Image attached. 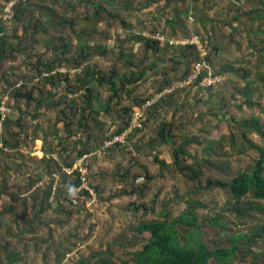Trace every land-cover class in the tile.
<instances>
[{
	"label": "rangeland",
	"instance_id": "rangeland-1",
	"mask_svg": "<svg viewBox=\"0 0 264 264\" xmlns=\"http://www.w3.org/2000/svg\"><path fill=\"white\" fill-rule=\"evenodd\" d=\"M20 1L0 0V24L5 27L0 36L7 38L9 50L8 58L0 57V107L4 102L13 121L9 127L0 124V264H133L132 254L150 236L139 234L136 227L190 210L212 249L239 245L245 250L232 264H264L247 253L248 239L235 244V235H253L264 225V200L248 195L237 201L232 192L215 186L254 172L264 149V137L252 128L254 119L264 124V0H194L191 5L91 0L88 6L82 0H27L33 8L17 20ZM49 6L58 24L67 21L66 26L48 22L47 11L40 7ZM135 34L160 41L159 50L137 43ZM197 36L203 56L209 55L207 66L225 78L217 88L186 83L202 54L176 43ZM87 41L93 48L89 65L107 77L118 72L119 88L120 77L137 79L117 97L109 84L95 82L100 124L92 120V132L71 137L70 151L60 153L62 141L56 136L67 139L72 122L63 112L78 126L77 107H87L78 79L88 64L74 66L89 53ZM66 44L71 47L63 56ZM50 63L70 74V82L63 78L57 86L47 83L40 72H47ZM166 83L163 92L169 93L145 106L142 128L123 146L106 149L102 138L122 125L123 110L136 112L137 100H155ZM17 89L33 93L34 100L18 99ZM74 100L78 105L73 106ZM109 100L111 111L105 112L102 107ZM168 135L174 139L163 143ZM4 139L19 146L2 151ZM81 139H91L98 147L83 163L92 196L78 193L79 200L68 211H59L55 203L36 214L35 190L29 183L41 175L43 159L55 156L65 172L74 170L80 161L74 147ZM180 148L184 152L177 164L174 151ZM69 161H76L73 168ZM191 170L200 175L193 176ZM46 179L37 185L45 188ZM216 218L219 222L214 223ZM252 249L264 252V238Z\"/></svg>",
	"mask_w": 264,
	"mask_h": 264
},
{
	"label": "trees",
	"instance_id": "trees-1",
	"mask_svg": "<svg viewBox=\"0 0 264 264\" xmlns=\"http://www.w3.org/2000/svg\"><path fill=\"white\" fill-rule=\"evenodd\" d=\"M91 0H82V4L90 5ZM115 0H110L109 5H112ZM149 4L154 3L153 0H150ZM129 2V1H128ZM168 4H172L177 2L185 3V1L179 0H166ZM68 3V0H64V4ZM70 5V4H69ZM71 7H74L70 5ZM95 7H100L99 5L93 4ZM36 7V6H35ZM33 8L31 2L27 0H21L20 3L16 4V19L20 20L21 16L29 9ZM43 11H47V20L50 24L57 27L59 26H66L68 23L67 21H62L58 24L57 18L55 15V11L53 7H40ZM130 8V7H129ZM125 7V9H129ZM98 10H96L97 12ZM33 12V11H32ZM254 12V11H253ZM249 12L248 14H250ZM97 18H99V14L95 13ZM252 14V13H251ZM124 23V22H123ZM58 24V25H57ZM39 26V22L38 25ZM5 27L3 24H0V33H3ZM137 43L145 42L147 47H152L155 51L159 50L160 41L142 37V35H134L133 36ZM24 38V37H23ZM23 38L21 39V43L23 42ZM93 38V37H92ZM0 57L8 58V51L7 50V38L4 36H0ZM90 41V40H89ZM87 41V49L89 53H84L81 58L75 61L74 66L77 68H81L84 64H88V66L83 70V72L79 73V90L85 91V97L87 100V107L85 109H81L78 105L77 101H73V106L76 104L77 112L80 117V124H75L73 118H69L66 112L64 111L63 114L67 116L68 119H71L72 122L68 124L67 129L69 133V137L67 139L60 138L59 135L56 136L62 141V144L58 151L61 153L63 150L69 152V146L67 140H70L71 137L77 136L80 132H92L91 129V121H96L97 124H100L99 116L101 115L102 111L97 109L95 105V99L99 100L97 96H95V92L93 90V84L95 82H99L102 85L104 82L110 85L111 90L113 91V97L117 95L118 92L123 90L127 84H131L136 82V77L133 76L132 81L127 79V76L120 77L121 87L119 88L116 83V78L120 75L118 72H113L111 76L107 77L102 74V71L94 69L93 66L89 65V60L92 57L91 50L93 49L90 45V42ZM96 44L93 46L95 47ZM70 45L66 44L63 49V56H66L69 53ZM188 51H199L195 46L187 45L183 48ZM194 49V50H192ZM7 52V53H5ZM5 53V55H4ZM184 53V52H183ZM69 64H72L71 61H68ZM47 72H40V76H46V82L52 83L55 86L62 83V79L64 78L66 82H70V74L64 73L58 70L54 64L50 63L47 68ZM47 74V75H46ZM170 83H166L160 88V91L163 92V88ZM77 85V83H76ZM78 87V86H77ZM77 87H73L76 89ZM73 90V89H71ZM166 95V94H165ZM173 95V92L170 93L169 96ZM118 96V95H117ZM116 96V97H117ZM18 99L21 97L26 99L27 101L34 100L33 93H24L22 89H17L16 96ZM140 101V102H139ZM145 100H137L138 109H141ZM2 103V102H1ZM142 103H144L142 105ZM45 104V100L41 101V105ZM90 109V114L88 111ZM102 110L105 112L111 111V102L110 100L106 102V105L102 107ZM147 111V110H146ZM135 112V111H134ZM82 117H81V115ZM133 110L131 109H124L123 114L120 117L122 121V125L118 127L114 132L110 135H106L103 137L102 135V145L105 141L112 140L114 136L122 134L125 132L129 127L133 116ZM256 123L252 125V128L255 129L262 137H264V124L260 123V120L254 119ZM0 123L5 124V126L9 127L13 124L12 118H6L2 121V115L0 112ZM139 130V129H137ZM135 130V131H137ZM134 132V131H133ZM132 132V133H133ZM92 135V134H91ZM161 136L164 137L165 130L162 129ZM174 138L171 135H168L167 139L163 140V143H169ZM16 140V139H15ZM98 141V140H97ZM93 141L88 140H80L78 141L77 145L74 147L75 153H77L76 159L80 160L85 155H90L94 150H97L96 145L92 143ZM9 139H4L2 151H6L8 149H15L18 147V142H14L10 145ZM68 146V147H67ZM81 146V148H79ZM123 146L122 144H116L114 147ZM112 147V148H114ZM96 148V149H95ZM111 148V149H112ZM109 149V150H111ZM58 152V153H59ZM184 152L183 148L176 149L174 151L175 162L180 164V154ZM44 168L41 171V175H38L36 179H32L30 184V188H34V209L36 214L38 212H47L49 209L48 206H53V204L57 203L59 206V211H68L69 206L74 203V200H79V195H88L92 196L91 192L86 189L82 188L83 182V172L78 169L75 171L73 175H69L65 172L64 167L61 166V163L57 161L55 156H47L44 159ZM76 161H69L67 162V166L73 168L75 166ZM193 176L197 177L200 175L199 172L191 170ZM60 175V179L57 180V176ZM127 174L124 175L126 177ZM48 178L49 183L46 184L45 188H42L39 184L42 179ZM211 184V183H209ZM217 187L221 189H227L232 192L233 197L237 201L243 200L248 195H252L253 197L264 200V149L261 151V156L257 161L256 168L252 173H241L238 177H236L232 182H218L216 183ZM79 195H76L78 194ZM42 196L41 201L39 197ZM13 200H16L15 198ZM38 209V210H37ZM37 216V215H36ZM214 223L219 222V219L216 218L213 221ZM139 234L148 233L150 236L147 239L146 243L144 244L141 250L135 251L132 254L133 264H232L235 257L238 253L245 254V250L239 246L234 245L231 248H215L212 249L203 239L202 230L197 222V215L194 211H187L184 214L178 216L177 218L173 219L170 218L169 215H165L162 220H155V221H148L145 223L140 224L135 229ZM264 238V225L260 228V231L251 235L249 233L242 234V235H235L236 243H238L242 239H248L246 241V245L249 247L247 249V253L255 255L264 260V252L258 253L255 252L252 247L256 246L257 240ZM13 255L11 253L8 254V257ZM11 257H9L11 263ZM80 264H91L90 261L82 260ZM102 264H113L109 260L102 261Z\"/></svg>",
	"mask_w": 264,
	"mask_h": 264
},
{
	"label": "built area",
	"instance_id": "built-area-1",
	"mask_svg": "<svg viewBox=\"0 0 264 264\" xmlns=\"http://www.w3.org/2000/svg\"><path fill=\"white\" fill-rule=\"evenodd\" d=\"M179 1H185V2H192L193 0H179ZM9 11V10H8ZM193 14V13H192ZM172 44V43H171ZM176 44H181V45H194L195 47L198 48L200 54H202L201 60H198L195 64L194 67L192 68V71L190 73L189 77V82L186 83H193L195 82L201 87H206V88H217L218 85L222 84L225 81V78L222 74L220 73H215L211 71V69L207 66V59L209 55L203 56L205 49L201 47V40H199V36L196 38L193 37L192 39H186L180 43ZM47 75V74H46ZM170 90H165L163 93H160L159 95H156L155 100H148L146 101V104L143 105L141 109L136 110L132 116V120L130 123V127L123 132L122 134L114 136L112 140H108L105 143L106 149H111L114 147L116 144H124L127 137L135 130L142 128V122L145 117V112L147 106H152L155 104L157 101L163 97L164 94L169 93ZM146 106V107H145ZM0 112L2 115V121H4L7 118V108L5 107L4 102L2 103L0 107ZM1 124V123H0ZM89 158L88 155H85L83 158L80 159L78 166L71 171H68L70 175H73L76 170L80 169L83 172V186L82 188L88 189L86 187V182H87V173L84 170L85 164H83L87 159ZM92 192V191H91Z\"/></svg>",
	"mask_w": 264,
	"mask_h": 264
},
{
	"label": "crops",
	"instance_id": "crops-1",
	"mask_svg": "<svg viewBox=\"0 0 264 264\" xmlns=\"http://www.w3.org/2000/svg\"><path fill=\"white\" fill-rule=\"evenodd\" d=\"M165 2H166V0H164ZM211 1H213V3H218L220 0H211ZM194 2V0L192 1V2H185V3H188V4H192ZM202 2L204 3L205 2V0H202ZM172 4H177V2H175V3H172ZM178 4H182V2H180V3H178ZM244 4H246V2H244Z\"/></svg>",
	"mask_w": 264,
	"mask_h": 264
}]
</instances>
